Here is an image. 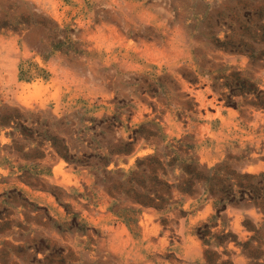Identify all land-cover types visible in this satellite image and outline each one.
Instances as JSON below:
<instances>
[{
	"label": "rangeland",
	"instance_id": "obj_1",
	"mask_svg": "<svg viewBox=\"0 0 264 264\" xmlns=\"http://www.w3.org/2000/svg\"><path fill=\"white\" fill-rule=\"evenodd\" d=\"M162 30L238 57L207 71L214 104L264 115V0H0V264H264V138L219 152L193 133L165 141L146 117L171 79L116 66ZM181 78L205 87L193 69ZM134 88L149 111L136 124ZM181 99L178 119L206 122Z\"/></svg>",
	"mask_w": 264,
	"mask_h": 264
},
{
	"label": "bare ground",
	"instance_id": "obj_2",
	"mask_svg": "<svg viewBox=\"0 0 264 264\" xmlns=\"http://www.w3.org/2000/svg\"><path fill=\"white\" fill-rule=\"evenodd\" d=\"M158 36H159V39L156 38L155 39L156 42H154V43H157V41H161L162 44L159 43V48L157 50L153 49V48L151 49L152 50L151 52L154 53V57H155L154 59L147 56V52L138 51L139 49H138L137 45L131 44L133 49L130 50V52H133L134 54L130 55V56L125 55L122 58L116 59V61H117L116 66L118 68L119 67L122 68L123 70L128 69L129 72L133 73L131 75L132 77L137 75L139 70L142 68H144V69L148 68L149 70L155 69L154 74H172L175 76H178L179 72H181L183 70H189V69L195 70L196 74L198 75L199 83L205 84V87L201 90H199V89L194 90L193 87H189V89H187V87H185L184 89L187 92V94H189V96L194 99V102H196V104H197V106L195 107L196 111H198V112H199V110L204 111V118H205L206 122L204 125H202V128H201V139H202V142L208 141L209 144H211L213 146L214 152H219V150L220 151L223 150V148L225 146H227L231 141H235V142L238 141L239 146H243L244 141H250V142L255 141V142H257L258 141L257 138H264V115H263V113L261 114L260 112H253L251 121H248L247 118L241 120L240 117H237L238 112L232 111V110H227V112H226L227 115L224 117V116H222L223 110L220 107L221 105L216 107L214 104L216 101V97L221 98V96L218 93V87L213 85V83H212L214 75H212V74L207 75V71H215L219 67V64H223V65L227 64V63L228 64H236V62H238L237 61L238 57L231 56V55L225 56V55L221 54L220 52H216V51H214L208 47H198L197 45L193 44V38H195L196 36H193V37H191V35L186 36L183 33L166 35L165 32L159 33ZM174 40H176V42H174ZM196 42H197V40H196ZM165 44L167 45V47L165 46ZM215 52L221 56L220 59L217 58V54ZM127 53H128L127 49H124V54H127ZM245 63H246V61H244L243 59H240V61H239L240 65H245ZM143 65H145V66L142 67ZM183 66H185V67H183ZM186 66H188V67H186ZM257 67H258V65H257ZM11 72H12V74H14V70H12ZM259 72H260V70H258V73ZM263 81H264V78H263ZM210 85H212L215 88V90H214V93L211 94V99H207L205 94L209 89H211ZM41 86H42L41 84L35 83V84H33L32 87L35 89H38ZM135 88H136V84H135ZM135 88L131 92L132 93V99L134 100V103L136 106V110H134L133 116H132V122L134 124L141 122V121H144L145 118H144L143 114L145 115V114L149 113V111L146 107H144V106L140 107L139 106L140 102H139L137 90ZM171 94H172V92L169 91L166 96L170 97ZM158 106H160V105H158ZM177 106L180 107L179 103L177 104ZM174 107H176V106L170 107L169 111L166 110V113L162 114L161 122L158 121V124H157L159 130L162 131L163 136L165 138L166 137H169V138L170 137H176V136L178 137L179 133L182 131L183 126L185 127L186 131H191L192 128H194V129L197 128V126L195 125V119L193 118V116L189 117L186 115L182 119V121H179V122L176 121L175 116H174V113H175ZM245 107H246V105H245ZM209 108L214 109L213 114L207 113V109H209ZM164 109H165V107H164ZM245 111H246V109H245ZM243 113H242V115H243ZM236 118L240 119V120H237ZM183 121H185V124H183ZM217 121L220 123V128L215 132H211V130H210L211 124L215 123ZM241 122H243V124L245 126H241ZM229 127H231V129ZM224 130L227 133V135L223 134ZM145 147H147L145 145V143H140L136 147V151H139V152L142 151V154H143V152L146 151V150L143 151L144 150L143 148H145ZM207 149L208 150H206V152H202V151L200 152V155H201L200 158L203 159V157H206L207 154H209L210 149L209 148H207ZM202 150H204V148ZM131 162L132 161L130 159V163ZM51 170H52V176L54 179L57 178V176L58 177L60 176L64 180V178L66 176V170L63 168L61 161L54 162V164L51 166ZM67 172H68V170H67ZM56 182H58V181H56ZM58 183H60V182H58ZM61 185H63V184H61ZM138 221H139L138 223L140 224V228H141V231L143 234V237L141 240L145 241L146 246H150L151 242H150V238H149L148 234H150L152 231L155 233L156 230L154 228L155 226L153 224V221L151 219V214H149V211H144L142 213V217L140 219H138ZM180 230L182 231V226L180 227ZM161 242H162V240H161ZM193 249L191 247L189 248L187 246V253H189L190 251H194Z\"/></svg>",
	"mask_w": 264,
	"mask_h": 264
},
{
	"label": "crops",
	"instance_id": "obj_3",
	"mask_svg": "<svg viewBox=\"0 0 264 264\" xmlns=\"http://www.w3.org/2000/svg\"><path fill=\"white\" fill-rule=\"evenodd\" d=\"M147 18L146 17H143V18H141V17H134L133 18V20L135 21H138V23H140V26L138 27V29L139 28H141V26L143 25V24H145L146 23V20ZM155 20V19H154ZM153 20V21H154ZM142 22V23H141ZM135 26V25H134ZM157 28H158V26H157ZM137 29V30H138ZM158 30H159V28H158ZM136 32L137 31H135V34H136ZM161 32H165V34L166 35H170V34H177V33H183V34H185L186 36H190L191 34H187V33H185V32H173V33H170V31L168 32V31H166V30H162V31H157L156 33H154V34H152V35H157L158 36V34L159 33H161ZM134 34V35H135ZM191 36H193V35H191ZM196 37H200V36H205V35H203L202 33H200V34H197V35H195ZM196 40H198V39H196ZM196 40H194L193 39V44H195V45H197L198 47H200V45L199 44H197V42H196ZM154 42H156L155 41V39H153V42L151 43V44H149V45H147V44H145V43H143L142 44V42L141 41H139L138 42V46H140V47H142V48H140L139 50L140 51H143V52H147V53H149V52H151L152 50V48L153 49H158L159 48V43H161L162 44V42L161 41H157V43H154ZM174 42H176V40H174ZM133 45H137V43H134ZM202 45H204L205 46V44H202ZM165 46L167 47V45L165 44ZM145 55V54H144ZM145 65H143L142 67H144ZM183 67H185V66H183ZM186 67H188V66H186ZM143 69V68H142ZM145 70H149L148 68H145ZM190 70L191 69H189V70H183V71H181V72H179V74H178V76H175V75H172V74H157V75H159V76H167V77H169L170 79H171V81H172V83H171V85H168L167 86V88H165V92H164V96L162 97V98H160V100L159 99H156V100H158V101H156L155 102V105H156V113L154 112L153 114H147V119L149 120V119H152L153 117H154V119H155V121L157 122L156 124H158V121H160L161 122V120H162V114L164 113H166V110L167 111H169L170 110V107H172V106H176V107H174L175 109V113H174V116H175V119H176V121H182V119L187 115V116H189V117H191V116H193V118L195 117L194 116V114H192V113H187V114H185V115H183L182 117H180V119H178L177 117H176V112L177 111H179V109H181V105H182V97L183 96H185L187 99H191L192 97H190L189 96V94H187V92L185 91V87H187V89H189V87H193V89L194 90H196V85L195 86H192V84H186L183 80H182V78H181V76L183 75V74H185V73H190ZM139 73V72H138ZM156 75V76H157ZM136 76V75H135ZM134 76V77H135ZM133 77V78H134ZM176 87L178 88V89H176ZM169 91H171L172 92V94H171V96L170 97H167L166 95H167V93L169 92ZM163 99V100H162ZM170 100V101H169ZM159 101H160V103H159ZM167 101V102H166ZM169 101V102H168ZM193 101H194V99H193ZM158 102V103H157ZM179 103V106L180 107H178L177 106V104ZM162 104V105H161ZM174 104V105H173ZM158 105H160V106H158ZM165 107V109H164V107ZM200 112H198L197 111V116H199V115H202V117H204V111H203V114H199ZM208 113V112H207ZM214 113V112H213ZM212 113V114H213ZM209 114V113H208ZM198 118V117H197ZM182 123V122H181ZM183 124H185V121H183ZM205 124V122L203 123V124H197V123H195V125L197 126V128H192L191 129V131H186V129H185V127L183 126L182 127V131L179 133V135H178V137L176 136V137H171V138H169V137H164L163 136V133H162V131H161V134H162V136H163V138L165 139V141L166 140H168V139H172V138H179V137H181V135H183V134H185V133H193L194 135H195V137L197 138V143H199L200 142V140H201V128H202V125H204ZM147 140H144V139H140V142L141 143H145V145L147 146V147H145V148H143V149H149V147H150V142L149 141H147ZM149 145V146H148ZM138 146V145H137ZM137 146H135V150H134V154L135 153H137V151H136V147ZM199 153H198V155H199V158L201 157V155H200V152L201 151H198ZM203 152V151H202Z\"/></svg>",
	"mask_w": 264,
	"mask_h": 264
}]
</instances>
